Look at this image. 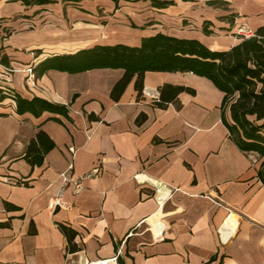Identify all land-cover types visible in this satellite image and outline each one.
<instances>
[{"label": "crops", "instance_id": "crops-1", "mask_svg": "<svg viewBox=\"0 0 264 264\" xmlns=\"http://www.w3.org/2000/svg\"><path fill=\"white\" fill-rule=\"evenodd\" d=\"M161 1L174 4L0 0V60L7 58L0 61V89L67 107L66 116L34 117L17 114L11 99L0 102V264H77L81 255L117 264H264L259 162L229 139L223 94L209 80L146 72L140 97L133 78L115 102L110 91L121 69L43 71L55 55L138 46L158 33L225 51L239 42L241 25L251 32L264 26V0ZM29 67L33 85L26 82ZM164 85L193 93L159 108L145 94L159 96ZM140 114L146 118L137 124ZM39 131L54 147L31 166L24 155ZM94 169L78 193L68 182L61 204L48 208L61 174L72 181ZM60 227L75 233L74 251Z\"/></svg>", "mask_w": 264, "mask_h": 264}, {"label": "trees", "instance_id": "trees-1", "mask_svg": "<svg viewBox=\"0 0 264 264\" xmlns=\"http://www.w3.org/2000/svg\"><path fill=\"white\" fill-rule=\"evenodd\" d=\"M22 5L44 4L49 0H6ZM71 1V0H70ZM73 1V0H72ZM78 1V0H74ZM154 7L164 8L173 1L149 0ZM207 34L208 31L204 29ZM1 62L7 63L2 57ZM43 71L49 69L68 73H80L94 69H121V78L113 85L110 98L118 101L127 85L134 78V88L140 97L146 72L191 73L209 80L222 94L221 120L229 139L245 155L254 154L260 160L257 178L264 187V26L257 28L249 37L240 36L239 42L225 51H214L195 39L176 38L164 34L145 37L138 46L124 44L94 45L73 54L55 55L43 61ZM193 93L184 87L164 85L159 91L156 105L165 108L176 102L179 93ZM11 99L19 115L29 113L34 117L44 112L67 115V107L33 97L24 99L0 89V102ZM225 111L229 112L226 118ZM2 115L0 114V117ZM140 114L136 123L145 121ZM89 119H94L89 116ZM58 121V119H55ZM54 144L45 133L39 131L26 149L24 158L31 166H39L43 156ZM7 209H14L6 205ZM65 234L69 249L75 233L60 227Z\"/></svg>", "mask_w": 264, "mask_h": 264}, {"label": "built area", "instance_id": "built-area-1", "mask_svg": "<svg viewBox=\"0 0 264 264\" xmlns=\"http://www.w3.org/2000/svg\"><path fill=\"white\" fill-rule=\"evenodd\" d=\"M239 36H243V37H249L253 34V32H251L249 29H247L244 25H241L238 30H237ZM26 72H27V78H26V82L29 84V85H33L34 84V80H35V77H34V73H33V69L32 67H29L26 69ZM149 97H151V99L156 102L158 101V98L159 96L157 95H150L149 93L145 94ZM69 152L70 153H73L74 152V149L72 147L69 148ZM72 166L69 165V169H71ZM98 173V169H94L92 170L91 172L85 174V175H82L80 177H78L77 179L75 180H72L70 181L69 177L66 175V174H61V178H62V185H61V188L59 190V194L57 197H55L53 200H51L48 204V208L49 209H54L56 206H59L61 203H60V200H59V196L64 188V186L70 182L71 185H72V192L74 194L78 193L81 189H82V181L85 180V179H88V178H91L93 177L94 175H96ZM77 264H117L116 263V259H110V260H106V261H97V262H89L85 259V257L83 255H81L78 260H77Z\"/></svg>", "mask_w": 264, "mask_h": 264}, {"label": "rangeland", "instance_id": "rangeland-1", "mask_svg": "<svg viewBox=\"0 0 264 264\" xmlns=\"http://www.w3.org/2000/svg\"><path fill=\"white\" fill-rule=\"evenodd\" d=\"M16 18H13L12 21H14ZM255 158L257 159V161L259 162V165H260V160L258 159L257 156H255Z\"/></svg>", "mask_w": 264, "mask_h": 264}]
</instances>
